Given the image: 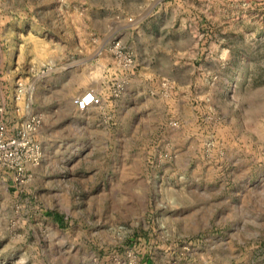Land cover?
<instances>
[{
  "label": "rangeland",
  "instance_id": "rangeland-1",
  "mask_svg": "<svg viewBox=\"0 0 264 264\" xmlns=\"http://www.w3.org/2000/svg\"><path fill=\"white\" fill-rule=\"evenodd\" d=\"M13 140L0 264H264V0H0Z\"/></svg>",
  "mask_w": 264,
  "mask_h": 264
},
{
  "label": "built area",
  "instance_id": "built-area-1",
  "mask_svg": "<svg viewBox=\"0 0 264 264\" xmlns=\"http://www.w3.org/2000/svg\"><path fill=\"white\" fill-rule=\"evenodd\" d=\"M100 99L94 92H88L86 93L79 101H78V108L81 111H85L89 109L91 106L99 104ZM24 145L19 140H13L7 144H0V150L3 151L4 155L0 156V161L2 159L8 160V161H15L17 159L18 149ZM26 145H24L25 147ZM35 162H38L39 158L35 157ZM14 163V162H13ZM20 170L21 175H27V164L28 161H18L15 163Z\"/></svg>",
  "mask_w": 264,
  "mask_h": 264
}]
</instances>
